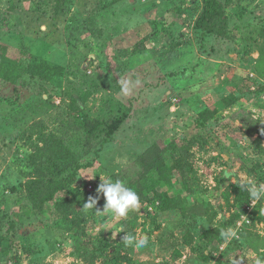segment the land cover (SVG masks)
I'll list each match as a JSON object with an SVG mask.
<instances>
[{
  "label": "rangeland",
  "instance_id": "obj_1",
  "mask_svg": "<svg viewBox=\"0 0 264 264\" xmlns=\"http://www.w3.org/2000/svg\"><path fill=\"white\" fill-rule=\"evenodd\" d=\"M112 1L62 0L56 15L55 0H0V264L264 260V200L242 187L264 183V142L244 123L264 122V0H218L228 38L196 28L203 0ZM42 60L46 74L30 69ZM128 108L88 150L92 121ZM157 142L168 166L193 168L160 187L161 209L83 207L97 197L103 211L100 176L114 182ZM50 178L66 190L37 210L35 187ZM126 233L147 234L146 247Z\"/></svg>",
  "mask_w": 264,
  "mask_h": 264
},
{
  "label": "trees",
  "instance_id": "obj_2",
  "mask_svg": "<svg viewBox=\"0 0 264 264\" xmlns=\"http://www.w3.org/2000/svg\"><path fill=\"white\" fill-rule=\"evenodd\" d=\"M127 0H113L111 6L117 5ZM56 2V15H58L62 9V0H55ZM204 11L203 15L197 20L196 28L206 34H216L222 38H228L229 29L227 24V16L221 3L218 0H203ZM14 7H10V12H13ZM109 65V62H107ZM42 74H46L50 68L49 64L43 62L32 64L31 68ZM27 70V69H25ZM118 118L112 121L105 122L100 119H94L87 131L86 147L88 150L93 147V139L98 136L99 132L104 131L107 136L112 137L127 121L131 108L125 110ZM242 114L251 117L250 112L241 111ZM131 114V113H130ZM211 116L204 114V120H209ZM235 119L243 118L240 112H237L234 116ZM251 120V119H250ZM248 127V130L258 135L257 144L261 145L264 142V122L260 120H251L244 122ZM167 148L160 143H155L149 147L141 156H139L134 162L125 167L121 172L113 175V180L122 181L127 187L137 192L140 203H150L151 208L161 209V189L163 187L166 190L173 188V185L180 172L183 176L188 177L189 173L193 170L192 167L186 164L180 166H168L167 164ZM159 175L160 180H156L152 184H149V179L153 173ZM35 189L39 191L38 202L35 204L37 210H44L47 205L54 201L56 196L66 190V184L57 178H50L47 180L39 181ZM172 207V206H171ZM171 207H165L164 210H169ZM2 241L0 240V253L3 252ZM93 250L97 249L93 247Z\"/></svg>",
  "mask_w": 264,
  "mask_h": 264
},
{
  "label": "clouds",
  "instance_id": "obj_3",
  "mask_svg": "<svg viewBox=\"0 0 264 264\" xmlns=\"http://www.w3.org/2000/svg\"><path fill=\"white\" fill-rule=\"evenodd\" d=\"M126 92L127 89H124ZM102 183L97 189V193L102 194L105 198V205L103 211L96 208L97 197H89L88 202L84 203L85 209L95 208L97 212H104L105 214H111L115 218H124L128 215L130 210H134L139 207L140 199L136 191L127 187L122 181L106 180L103 176H100ZM246 188L252 203L255 204L258 201L264 200V183H255L249 181L246 185H242ZM120 233H124V229L118 230ZM117 232H113L115 238ZM149 237L147 234L133 236L132 234L126 233L122 237V241L127 246H134L137 249L146 247ZM243 264V261H241ZM255 264H264V260L257 258Z\"/></svg>",
  "mask_w": 264,
  "mask_h": 264
},
{
  "label": "built area",
  "instance_id": "obj_4",
  "mask_svg": "<svg viewBox=\"0 0 264 264\" xmlns=\"http://www.w3.org/2000/svg\"><path fill=\"white\" fill-rule=\"evenodd\" d=\"M246 219H247V218H246ZM246 219H245V220H246Z\"/></svg>",
  "mask_w": 264,
  "mask_h": 264
}]
</instances>
